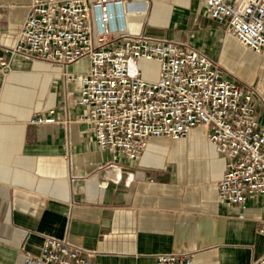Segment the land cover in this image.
Masks as SVG:
<instances>
[{"label": "crops", "instance_id": "0c3cea01", "mask_svg": "<svg viewBox=\"0 0 264 264\" xmlns=\"http://www.w3.org/2000/svg\"><path fill=\"white\" fill-rule=\"evenodd\" d=\"M128 16L130 33L188 43L258 92L264 123V56L225 35L200 0H143ZM30 0H0V264L38 256L47 239L82 252L94 264H155L186 255L189 264H250L264 253V198L249 196L243 219L217 199L226 172L206 128L184 139L150 137L137 161L111 163L99 152L87 108L76 104L87 61L63 66L5 49ZM199 11V14H198ZM72 74L68 81L64 74ZM53 111V123H31Z\"/></svg>", "mask_w": 264, "mask_h": 264}, {"label": "built area", "instance_id": "2783aa9c", "mask_svg": "<svg viewBox=\"0 0 264 264\" xmlns=\"http://www.w3.org/2000/svg\"><path fill=\"white\" fill-rule=\"evenodd\" d=\"M200 1L205 16L225 35L264 56V0ZM144 2L30 0L15 44L5 52L63 68L87 61L76 102L87 113L79 121L89 125L97 150L111 155L108 168L120 157L137 161L150 137L178 140L206 128L208 141L226 160L217 199L242 220L247 197L264 198V123L253 103L258 92L188 43L130 33L126 18L143 11ZM140 61L158 64L155 80L142 78ZM52 114L30 122L53 123ZM20 264L94 263L50 238L38 256L22 254ZM155 264H189V259L165 254ZM250 264H264V253Z\"/></svg>", "mask_w": 264, "mask_h": 264}, {"label": "rangeland", "instance_id": "374dc122", "mask_svg": "<svg viewBox=\"0 0 264 264\" xmlns=\"http://www.w3.org/2000/svg\"><path fill=\"white\" fill-rule=\"evenodd\" d=\"M199 14V11H198ZM138 68L141 72L142 78L145 80H155L158 75L159 66L155 62L140 61Z\"/></svg>", "mask_w": 264, "mask_h": 264}]
</instances>
